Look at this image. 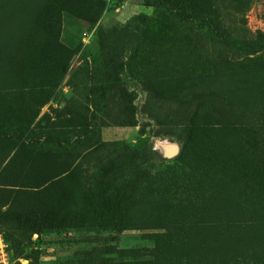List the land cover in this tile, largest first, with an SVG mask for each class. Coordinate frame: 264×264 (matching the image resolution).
Listing matches in <instances>:
<instances>
[{
	"label": "rangeland",
	"instance_id": "obj_1",
	"mask_svg": "<svg viewBox=\"0 0 264 264\" xmlns=\"http://www.w3.org/2000/svg\"><path fill=\"white\" fill-rule=\"evenodd\" d=\"M169 1L0 0V129L22 133L0 137V213L55 222L0 220L10 264H69L132 151L91 264H264V0Z\"/></svg>",
	"mask_w": 264,
	"mask_h": 264
},
{
	"label": "trees",
	"instance_id": "obj_2",
	"mask_svg": "<svg viewBox=\"0 0 264 264\" xmlns=\"http://www.w3.org/2000/svg\"><path fill=\"white\" fill-rule=\"evenodd\" d=\"M123 2L124 0H118ZM150 1H146L148 4ZM156 5L166 9L172 13H178L176 5L169 0H151ZM194 21H200L206 25L207 30L215 37H221V31L204 15L195 14L190 17ZM256 51L264 49V34L258 33L256 40ZM95 74L88 70L83 74V79L88 83L94 84ZM128 116L118 115L121 124H126ZM0 137H14L20 139L22 133L18 129H0ZM130 151V150H129ZM136 151V150H135ZM131 153V152H130ZM130 158L120 168H110V185H102L99 193V198L96 201H89V206L95 212L94 225L95 233L84 237L83 242L86 246L80 247L73 251L72 257L68 261L69 264H91L92 260L109 251L110 245L106 237L101 233L111 229L120 231L123 224V207L129 197L131 185L134 178V171H142L141 162L137 158V153H131ZM127 163V164H126ZM0 220L15 222L20 229L29 233L40 234L44 229H47L55 224V222L40 212L28 213H0ZM5 240L9 244V237L4 235Z\"/></svg>",
	"mask_w": 264,
	"mask_h": 264
},
{
	"label": "built area",
	"instance_id": "obj_3",
	"mask_svg": "<svg viewBox=\"0 0 264 264\" xmlns=\"http://www.w3.org/2000/svg\"><path fill=\"white\" fill-rule=\"evenodd\" d=\"M0 264H10L8 242L5 240L4 236L1 233H0Z\"/></svg>",
	"mask_w": 264,
	"mask_h": 264
},
{
	"label": "bare ground",
	"instance_id": "obj_4",
	"mask_svg": "<svg viewBox=\"0 0 264 264\" xmlns=\"http://www.w3.org/2000/svg\"><path fill=\"white\" fill-rule=\"evenodd\" d=\"M169 151V150H168ZM174 148H172V152L169 154V155H171V154H173L174 153ZM165 154H168V152L167 153H165Z\"/></svg>",
	"mask_w": 264,
	"mask_h": 264
}]
</instances>
